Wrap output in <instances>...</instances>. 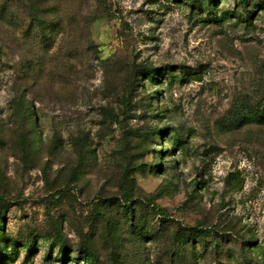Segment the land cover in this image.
Returning <instances> with one entry per match:
<instances>
[{
  "label": "rangeland",
  "instance_id": "rangeland-1",
  "mask_svg": "<svg viewBox=\"0 0 264 264\" xmlns=\"http://www.w3.org/2000/svg\"><path fill=\"white\" fill-rule=\"evenodd\" d=\"M243 12L0 0V235L17 247L0 264H264V123L235 119L264 107V10Z\"/></svg>",
  "mask_w": 264,
  "mask_h": 264
},
{
  "label": "trees",
  "instance_id": "trees-1",
  "mask_svg": "<svg viewBox=\"0 0 264 264\" xmlns=\"http://www.w3.org/2000/svg\"><path fill=\"white\" fill-rule=\"evenodd\" d=\"M238 2L245 8V12H243L242 14L237 13L236 17H238L239 20H244V22H247V23L249 21H251L253 15H255L257 10H259V9L264 10V1H260L259 3H257L255 5V7L253 8V10H249V0H238ZM208 16H209V19H211V21L218 22V21L222 20V19H220V20L217 19V17L213 16V14H211V13H209ZM153 75H154V72L149 70L148 71L147 80L149 78H152ZM244 107H245V109H247L246 106H244ZM235 119H237L239 124L248 123V122H254V123L262 124V123H264V107L262 109H260V110L259 109H253V108L250 107V110L247 113H245V114L239 112ZM159 135H161V131L160 132H154L151 136L156 138ZM128 202H129V200H128ZM125 206L126 207L130 206V204L127 203V204H125ZM130 208H131V206H130ZM133 211L134 210L131 208L130 209V214H131L132 217L134 215ZM0 227H1V225H0ZM199 235L202 238L211 239L212 243H214L216 245V248H218V246H219L218 241L219 240H218V238H215V237L212 236V232L210 230H200L199 231ZM0 242H1L2 246H4V244L6 245V247L4 246V248H0V254H5V249L11 248V247L14 246L13 245L14 242L11 239L7 238L5 235H0ZM209 243L210 242L206 243V247L209 246ZM26 247L27 248H31L32 247V243H31L30 239L27 240ZM60 249H61V251H63V250L66 251L65 245L63 243L60 244ZM16 250H17V247L14 246V251H16ZM85 255L87 256L86 261H88V262L92 261V257L93 256H91L90 253L86 252Z\"/></svg>",
  "mask_w": 264,
  "mask_h": 264
}]
</instances>
